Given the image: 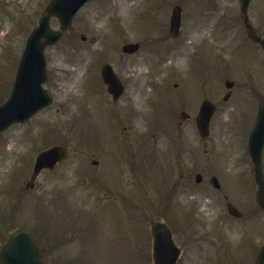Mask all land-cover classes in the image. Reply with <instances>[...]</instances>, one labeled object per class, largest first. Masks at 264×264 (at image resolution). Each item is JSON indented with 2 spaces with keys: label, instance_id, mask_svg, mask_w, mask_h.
I'll use <instances>...</instances> for the list:
<instances>
[{
  "label": "rangeland",
  "instance_id": "obj_1",
  "mask_svg": "<svg viewBox=\"0 0 264 264\" xmlns=\"http://www.w3.org/2000/svg\"><path fill=\"white\" fill-rule=\"evenodd\" d=\"M47 1L0 0V102ZM248 14L264 34V0H250ZM49 23L58 27L56 17ZM127 41L139 49L122 53ZM45 58L53 101L0 131V242L20 227L46 264H151L149 224L161 218L182 249L176 264H254L264 212L246 142L264 92V51L248 40L238 0H88ZM106 61L124 85L116 100L100 76ZM202 98L216 107L205 139L194 120ZM181 109L191 117L178 125ZM52 143L66 157L26 190L35 153ZM262 163L264 172V150ZM226 200L241 216L228 214Z\"/></svg>",
  "mask_w": 264,
  "mask_h": 264
},
{
  "label": "water",
  "instance_id": "obj_2",
  "mask_svg": "<svg viewBox=\"0 0 264 264\" xmlns=\"http://www.w3.org/2000/svg\"><path fill=\"white\" fill-rule=\"evenodd\" d=\"M85 0H50L43 14L39 17V24L28 36L23 50L19 66L17 68L14 84L7 99L0 104V130L12 122L23 121L30 117L41 107L52 101V98L42 88L45 80V59L43 47L55 42L60 31L49 27V17L55 14L61 28H66L77 8ZM241 1V12L248 29V34L254 40L259 41L254 28L248 21L246 13L249 0ZM180 8L175 6L170 16V30L175 33L179 25ZM138 47L137 43H129L123 46V50L132 51ZM102 77L107 83L108 91L116 98L122 86L109 64L102 66ZM214 106L208 100L201 102L196 116V123L201 136L207 134V124L213 112ZM186 117L185 112L180 113V118ZM264 143V102L259 106L254 126L249 135L248 148L253 162V170L257 188L255 200L264 210V179L261 168V148ZM66 150L61 145H52L42 150L35 159L30 180L27 187L32 185L33 179L42 167H52L55 162L65 156ZM199 174L196 179L199 180ZM213 182L216 184L215 179ZM228 211L239 215V212L231 204L227 203ZM152 235V264H174L179 249L175 246L171 231L164 221H153L150 225ZM0 264H43L38 256V249L31 240L29 234L15 228L9 232L6 242L0 245ZM255 264H264V241L260 246Z\"/></svg>",
  "mask_w": 264,
  "mask_h": 264
},
{
  "label": "bare ground",
  "instance_id": "obj_3",
  "mask_svg": "<svg viewBox=\"0 0 264 264\" xmlns=\"http://www.w3.org/2000/svg\"><path fill=\"white\" fill-rule=\"evenodd\" d=\"M180 60L182 61V60H183V58L181 57V58H180Z\"/></svg>",
  "mask_w": 264,
  "mask_h": 264
}]
</instances>
